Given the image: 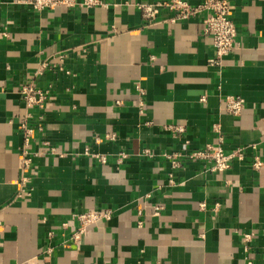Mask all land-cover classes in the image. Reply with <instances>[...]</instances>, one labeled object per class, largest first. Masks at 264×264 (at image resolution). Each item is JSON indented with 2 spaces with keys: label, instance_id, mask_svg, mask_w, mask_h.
Masks as SVG:
<instances>
[{
  "label": "crops",
  "instance_id": "0c3cea01",
  "mask_svg": "<svg viewBox=\"0 0 264 264\" xmlns=\"http://www.w3.org/2000/svg\"><path fill=\"white\" fill-rule=\"evenodd\" d=\"M139 1L37 10L0 0V264H264V165L252 166L264 162V0H228L237 42L223 65L210 62L207 10L171 21L163 8L153 22ZM26 82L50 93L29 120L22 182ZM232 95L245 99L238 114ZM216 123L225 149L243 155L199 173L191 153L219 143ZM87 208L112 215L80 247L45 252L44 236L60 245L72 232L62 222Z\"/></svg>",
  "mask_w": 264,
  "mask_h": 264
},
{
  "label": "built area",
  "instance_id": "2783aa9c",
  "mask_svg": "<svg viewBox=\"0 0 264 264\" xmlns=\"http://www.w3.org/2000/svg\"><path fill=\"white\" fill-rule=\"evenodd\" d=\"M102 2V0H30L31 5L37 10H43L45 8H56L58 6L74 7L78 3L86 6H95ZM135 6L141 10L143 17L153 22L158 18L161 9H169L173 12L171 21L185 20L191 16L198 14L203 10H207V14L203 19V31L206 35L211 36L213 40V48L215 50V56L211 58L210 62L217 65H223L224 59L235 48L237 42V29L234 19L231 17V7L228 0H204L200 4H192L188 0H141L135 3ZM136 89L140 94H144L145 90L140 85H136ZM20 93L22 101L26 106L25 116L21 120V125L24 129L23 143L20 146V160L21 169L26 173L23 175L22 182H25L30 177V170L32 168L33 153L31 151L33 136V128L29 125V120L35 116L33 108L36 110H43L48 105L49 89H43L34 82H26L21 84ZM245 104V99L241 95L228 96L226 108L233 114H238L242 111ZM168 129H172L177 132H185V124H169L166 126ZM215 130L219 134V143H208L204 148H200L191 153V157L200 161L204 168L199 170V173L205 172H223L231 167V163L235 158H240L243 155L242 148L237 147L231 152L227 151L224 147V134L220 124H215ZM115 135L112 134L110 138ZM47 152L54 154L56 148L47 144ZM150 150H146L148 153ZM171 157L169 154H167ZM122 159L127 156L124 152L121 155ZM104 159V158H103ZM102 159V160H103ZM120 159V160H122ZM174 167L181 165L178 159L172 160ZM264 165L263 160L260 157H255L252 164L254 170H259ZM29 175V176H28ZM171 184H178V182L171 178ZM32 189V187H31ZM32 194V190L22 187L19 191V196ZM205 207L206 204L202 203ZM220 204L215 205V209L218 210ZM112 211L110 209L101 210L97 208H87L79 210L70 215V217L62 222L63 229H67L71 226V235L66 236L65 233L61 235L60 245H56L54 242L56 233L49 231L44 236L46 240L45 252L53 253L56 248H73L80 247L81 243L90 238L92 229L97 226L101 221L110 218ZM139 224H142V220H139ZM245 241L248 242L252 239L253 233L248 232L244 234Z\"/></svg>",
  "mask_w": 264,
  "mask_h": 264
}]
</instances>
